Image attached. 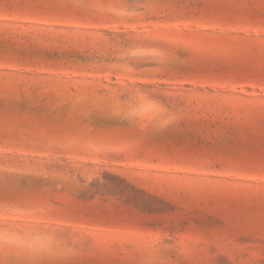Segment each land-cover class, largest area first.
I'll list each match as a JSON object with an SVG mask.
<instances>
[{"label":"rangeland","instance_id":"rangeland-1","mask_svg":"<svg viewBox=\"0 0 264 264\" xmlns=\"http://www.w3.org/2000/svg\"><path fill=\"white\" fill-rule=\"evenodd\" d=\"M0 264H264V0H0Z\"/></svg>","mask_w":264,"mask_h":264},{"label":"snow or ice","instance_id":"snow-or-ice-1","mask_svg":"<svg viewBox=\"0 0 264 264\" xmlns=\"http://www.w3.org/2000/svg\"><path fill=\"white\" fill-rule=\"evenodd\" d=\"M125 99H128V97H125ZM151 99H158V97H151Z\"/></svg>","mask_w":264,"mask_h":264}]
</instances>
